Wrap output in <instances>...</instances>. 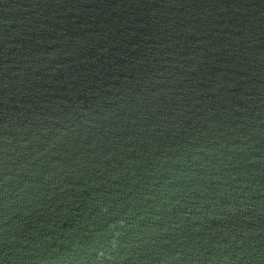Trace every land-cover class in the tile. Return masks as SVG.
I'll return each instance as SVG.
<instances>
[{"label":"water","instance_id":"95a60500","mask_svg":"<svg viewBox=\"0 0 264 264\" xmlns=\"http://www.w3.org/2000/svg\"><path fill=\"white\" fill-rule=\"evenodd\" d=\"M0 264H264V0H0Z\"/></svg>","mask_w":264,"mask_h":264}]
</instances>
